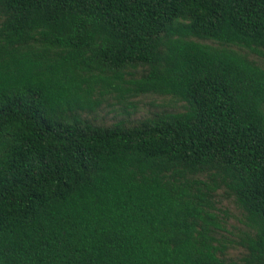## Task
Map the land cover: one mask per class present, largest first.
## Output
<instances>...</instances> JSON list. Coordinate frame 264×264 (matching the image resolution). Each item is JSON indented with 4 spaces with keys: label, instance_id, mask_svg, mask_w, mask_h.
Returning a JSON list of instances; mask_svg holds the SVG:
<instances>
[{
    "label": "trees",
    "instance_id": "1",
    "mask_svg": "<svg viewBox=\"0 0 264 264\" xmlns=\"http://www.w3.org/2000/svg\"><path fill=\"white\" fill-rule=\"evenodd\" d=\"M261 60L264 0H0V264H264Z\"/></svg>",
    "mask_w": 264,
    "mask_h": 264
},
{
    "label": "rangeland",
    "instance_id": "2",
    "mask_svg": "<svg viewBox=\"0 0 264 264\" xmlns=\"http://www.w3.org/2000/svg\"><path fill=\"white\" fill-rule=\"evenodd\" d=\"M260 62L262 65H264V60H261ZM130 102L135 106V110H130L131 118H138L165 107L176 110L181 108L180 103H175L170 97H161L155 95L132 98ZM99 115L101 118L111 121L117 116V113L106 107L100 111ZM226 205L227 207L229 206V204ZM231 209L233 208H230V211L235 214V212ZM231 222L235 223V220L232 219Z\"/></svg>",
    "mask_w": 264,
    "mask_h": 264
}]
</instances>
